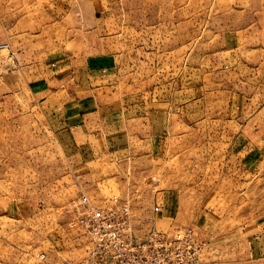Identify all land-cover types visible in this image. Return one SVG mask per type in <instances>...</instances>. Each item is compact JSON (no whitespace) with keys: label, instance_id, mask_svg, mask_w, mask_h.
Instances as JSON below:
<instances>
[{"label":"rangeland","instance_id":"1","mask_svg":"<svg viewBox=\"0 0 264 264\" xmlns=\"http://www.w3.org/2000/svg\"><path fill=\"white\" fill-rule=\"evenodd\" d=\"M0 23V264L81 260L82 194L129 202L141 235L192 228L205 264H264L233 242L264 239V0H0ZM42 68L90 76L103 116L56 130Z\"/></svg>","mask_w":264,"mask_h":264},{"label":"built area","instance_id":"2","mask_svg":"<svg viewBox=\"0 0 264 264\" xmlns=\"http://www.w3.org/2000/svg\"><path fill=\"white\" fill-rule=\"evenodd\" d=\"M7 47V43H0V50ZM72 209L89 240L86 255L72 264H205L204 244L192 228L152 227L141 235L126 200L114 198L97 205L82 194Z\"/></svg>","mask_w":264,"mask_h":264},{"label":"crops","instance_id":"3","mask_svg":"<svg viewBox=\"0 0 264 264\" xmlns=\"http://www.w3.org/2000/svg\"><path fill=\"white\" fill-rule=\"evenodd\" d=\"M6 27L11 26H5L0 23V34H1V29H6ZM9 28V29H10ZM18 34H21L20 32ZM25 34V33H24ZM0 37V43H7L6 41L9 42V38L3 39ZM8 44V43H7ZM17 57V56H16ZM23 59V58H21ZM23 61V62H21ZM18 65L19 67L26 68L28 65H30V62H26L25 60H19L18 58ZM12 64V63H10ZM14 64V63H13ZM9 65L10 67L13 66ZM6 65V64H5ZM21 65V66H20ZM32 66V65H30ZM9 67V68H10ZM15 72V71H13ZM40 74V81L41 84L43 83L45 86V90L40 91L43 94L40 99V104L43 105H49L53 107L51 111L45 112L48 116H52V119L56 122L57 124V129L58 131L64 130V126L68 128H78L79 127V121H81L84 116L87 115H99L100 118L103 116V114H99L105 107H99L98 105L95 106L94 108L91 107L93 102L90 101V99H95V91L88 90L86 89L85 83L87 82V86L91 85L90 83V76H87V78L84 76L83 78L79 79L76 77V75H69V73H66L65 70L63 71H54V70H49V69H41L38 71ZM85 82V83H84ZM70 84H73L72 88L69 89ZM81 86L85 89L82 91ZM50 109V108H49ZM103 122L101 121V124ZM150 127L151 134L153 132H156L154 129V123H152ZM120 151V150H119ZM114 156L118 161L122 160L120 154L121 152H113ZM162 207V212L164 215L167 216V218L170 219V222L173 224H180V225H187L190 220L189 218H183L184 220L182 221H177L176 218H174L175 214L177 212L182 211L186 212L188 208L181 206L177 204L174 199L172 198H165L164 203L157 204ZM1 210V208H0ZM4 210V209H3ZM30 214L23 213L20 215V219L17 221L23 225V227L26 229H29L30 232L32 231L31 229L34 228L33 230H39L41 234L44 235V238L48 240V233L44 232V228L46 229L48 226V219H44L38 214H35L37 217H31L29 216ZM178 222V223H177ZM43 229V230H42ZM237 246L240 244H243L246 248L245 254L249 260H255L258 262H263L264 263V239L259 238L258 236H248V237H239L233 241Z\"/></svg>","mask_w":264,"mask_h":264}]
</instances>
